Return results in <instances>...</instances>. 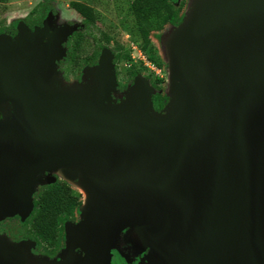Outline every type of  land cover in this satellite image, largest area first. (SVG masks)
<instances>
[{
  "label": "water",
  "instance_id": "1",
  "mask_svg": "<svg viewBox=\"0 0 264 264\" xmlns=\"http://www.w3.org/2000/svg\"><path fill=\"white\" fill-rule=\"evenodd\" d=\"M53 42L0 48V96L12 103L0 119V207L30 204L31 178L57 170L93 192L70 231L76 264L103 253L108 264L125 228L143 238L142 264H264V0L194 2L169 37L161 114L143 79L109 101L104 54L99 87L60 90ZM24 249L0 238V264H22Z\"/></svg>",
  "mask_w": 264,
  "mask_h": 264
},
{
  "label": "flooded vegetation",
  "instance_id": "2",
  "mask_svg": "<svg viewBox=\"0 0 264 264\" xmlns=\"http://www.w3.org/2000/svg\"><path fill=\"white\" fill-rule=\"evenodd\" d=\"M110 1L113 6L114 0H69L65 7H60L59 0H38L33 5L26 4L27 0H24L22 4L24 8H28L27 11L22 15L18 13L20 9L15 8L10 11L14 16L1 23L0 48L7 42L20 38L34 41L39 46L54 40L55 66L63 80L67 76H73L75 82V63L79 80L82 69L90 67V81L86 77L88 83L83 84L85 88L80 89H95L100 86L101 82L94 68L104 54L111 63L109 74L114 77V84L109 89V101L118 102L136 80L143 79L139 66L132 64L135 61L133 51H129L133 47L138 50L143 39L141 29L132 14L136 25L133 38L135 46L131 41L126 46L127 40L123 37L121 39L119 32L115 31V25L119 27V17L110 8ZM18 15L21 22H18ZM139 20L141 23V18ZM125 38L129 36L125 35ZM121 46L124 47L122 50L119 49ZM118 59L125 61V80L118 78ZM74 82L70 86H75ZM54 85L59 88L56 83ZM11 110V101L0 96V119L9 116ZM7 112L8 115L5 114ZM74 182L75 180L57 170L41 171L29 181L32 190L30 204L23 202L18 210L0 213V238L25 246L22 264H76L81 257L82 252L73 245L70 236L73 235L70 231L78 220L77 214L82 210L76 198L80 197L81 191L75 190ZM54 189H57L56 193L48 192ZM48 196L66 197L71 205L58 212L62 219L60 222L51 224L48 230H42L43 227L37 224V211L40 207L39 200ZM126 232L133 233L127 228L119 233L109 250L108 264H142L147 247L144 242L134 238L135 235L129 236L131 240L127 239ZM104 257L97 258L95 264H103Z\"/></svg>",
  "mask_w": 264,
  "mask_h": 264
},
{
  "label": "rangeland",
  "instance_id": "3",
  "mask_svg": "<svg viewBox=\"0 0 264 264\" xmlns=\"http://www.w3.org/2000/svg\"><path fill=\"white\" fill-rule=\"evenodd\" d=\"M38 0H27L28 5H33ZM60 7H65L69 0H59ZM196 0H172V6L175 10L176 15V21L173 24L167 23L163 21L161 18H156L153 16L148 17H142L141 23L145 27H149L150 30L147 33V39L148 43L145 47V49H142L141 46L129 48V51L134 55L135 61L132 62V64L139 66L140 71L142 72V78L149 87L150 94L153 93H160L164 98L165 101L163 103V107L167 106L168 111L170 110L169 102L171 103V95H172V77H171V69H170V60H169V37L172 33H174L176 30H178L180 27H182L183 22L185 20V17L189 13L190 9L192 8L194 2ZM24 0H0V27L2 28L3 20H9L14 16V13L10 12L14 10L15 8L19 10V14H24L27 11V7L24 4H22ZM130 0H114L113 6H111L110 1V8L113 9V13H116V16L119 17V22L117 29V33L119 32L120 38L126 39V46H129V41L132 42V45L135 46V40L133 39L135 37L136 32V25L134 22V18L132 16L130 7H129ZM19 19L18 22L21 20L20 15L17 16ZM21 22V21H20ZM125 35H128L129 38H125ZM130 36L132 38H130ZM133 39V40H132ZM140 43V40L139 42ZM143 44V42H142ZM124 47H120L119 49L122 50ZM135 50V51H134ZM120 58V57H119ZM118 78L120 80H125V68L123 66L124 60L118 59ZM52 65L54 70V83H56L59 86L60 90H72V89H80L85 88L83 84L88 83V78L90 77L89 69L90 67H85L82 69V76L81 80L78 78L77 74V63H75V82L73 76H67L65 77V80L62 79L61 75L59 74V71L57 70V67L55 66V57L52 59ZM111 72L114 73V70H111ZM87 74V76H86ZM88 77V78H86ZM48 80V77H47ZM85 80V83H83ZM90 81V78H89ZM75 83V86H70L71 83ZM79 87V88H78ZM87 88V87H86ZM162 107V108H163ZM152 111L156 114L158 113H164L163 111H157L152 108ZM5 114H9L8 112ZM83 185H86L83 181L75 179L74 187L76 191H81L79 193L80 197H76L78 201L80 202L79 208H84L85 205L89 202L90 199L93 197V192H89V188L86 189ZM7 208H1L0 207V213H6ZM10 211V210H9ZM77 221L81 219V213L79 212L77 214ZM120 233V232H119ZM117 234V236L119 235ZM126 238L131 240L129 236L135 235L134 238L139 240L140 242H144L143 238L136 234V233H128L126 232ZM117 236H115L110 245L113 244V242L116 240ZM74 235L71 236V241H73ZM134 242H136L134 240ZM105 252V250L101 251V254ZM106 254L103 253L102 256H105ZM130 262V261H129Z\"/></svg>",
  "mask_w": 264,
  "mask_h": 264
},
{
  "label": "trees",
  "instance_id": "4",
  "mask_svg": "<svg viewBox=\"0 0 264 264\" xmlns=\"http://www.w3.org/2000/svg\"><path fill=\"white\" fill-rule=\"evenodd\" d=\"M172 0H131L130 7L133 16L135 17L140 29L143 39L142 49H145L148 39L147 33L149 27H145L140 23V18L153 16L161 18L163 21L173 24L176 21L175 10L171 3ZM165 98L160 93H153L151 95V106L153 109L160 111L163 107ZM56 193L57 189L48 191ZM40 207L37 211V224L41 226L42 230H48L50 225L57 224L62 219L59 217L60 213L68 205H71L68 198H59L58 196L45 197L39 200ZM77 201H75V204ZM49 232V231H48Z\"/></svg>",
  "mask_w": 264,
  "mask_h": 264
}]
</instances>
